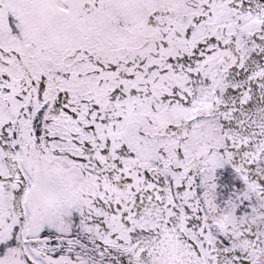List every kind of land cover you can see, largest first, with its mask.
I'll list each match as a JSON object with an SVG mask.
<instances>
[{"label": "snow or ice", "instance_id": "1", "mask_svg": "<svg viewBox=\"0 0 264 264\" xmlns=\"http://www.w3.org/2000/svg\"><path fill=\"white\" fill-rule=\"evenodd\" d=\"M0 264H264V0H0Z\"/></svg>", "mask_w": 264, "mask_h": 264}]
</instances>
